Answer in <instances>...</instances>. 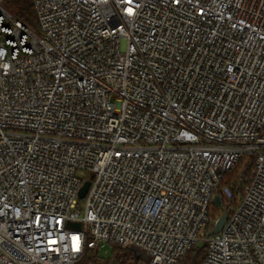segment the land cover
<instances>
[{"label": "built area", "instance_id": "2783aa9c", "mask_svg": "<svg viewBox=\"0 0 264 264\" xmlns=\"http://www.w3.org/2000/svg\"><path fill=\"white\" fill-rule=\"evenodd\" d=\"M9 1L0 264H264V0H32L40 32Z\"/></svg>", "mask_w": 264, "mask_h": 264}, {"label": "rangeland", "instance_id": "374dc122", "mask_svg": "<svg viewBox=\"0 0 264 264\" xmlns=\"http://www.w3.org/2000/svg\"><path fill=\"white\" fill-rule=\"evenodd\" d=\"M36 30L39 31L38 23L36 24ZM250 171V168L246 166L245 163H240L238 167L233 171L234 174V180L236 181L241 176L242 173ZM215 211H221V208L218 206H214ZM200 247H203V244L200 245ZM121 249H115V253L113 254V248L112 247H106L105 249H102L100 253L98 254V257L91 259L90 261L83 260L79 264H94V261H97V264H147V259L143 253L136 250V249H129L128 251H122L123 253V261H118L116 259V254L118 252H121ZM207 251L205 250L202 254H198V261L200 264H202L206 258ZM96 255V254H94ZM196 255V252L188 253L187 257H185L180 264H194V256Z\"/></svg>", "mask_w": 264, "mask_h": 264}, {"label": "trees", "instance_id": "16d2710c", "mask_svg": "<svg viewBox=\"0 0 264 264\" xmlns=\"http://www.w3.org/2000/svg\"><path fill=\"white\" fill-rule=\"evenodd\" d=\"M7 8L19 19H21L25 24H27L29 27L33 28L34 30H36V24L38 23L37 18H36V12L34 9V5H33V1L32 0H11L7 3ZM37 31V30H36ZM242 163H245L246 166L248 167V161H242ZM249 172V171H248ZM234 180V174L233 173H227L225 175L224 181L222 183V185L225 184H229ZM113 248V254L115 253V249H121L120 247L117 246H111ZM128 251L129 249H122V251ZM207 251V246L206 244H203V247L196 246L194 248H192L188 253H192V252H196V255L194 256V264H200L198 261V254H202L204 251ZM118 252L116 254V259L118 261H123V252ZM123 253V254H122ZM187 253V254H188ZM96 254V255H94ZM98 257V253L93 252V251H88L87 254L85 255V257L83 259H81L80 261H78L77 264H79L81 261L85 260L86 261H90L91 259ZM187 257V255H185L180 261V262ZM94 264H97V261H94ZM125 264V263H123Z\"/></svg>", "mask_w": 264, "mask_h": 264}, {"label": "water", "instance_id": "95a60500", "mask_svg": "<svg viewBox=\"0 0 264 264\" xmlns=\"http://www.w3.org/2000/svg\"><path fill=\"white\" fill-rule=\"evenodd\" d=\"M89 187H90V182L89 181L85 182L84 185L82 186L81 190H80V193H79L80 199H84L85 198V196H86V194H87V192L89 190ZM216 202L219 205V198L216 199ZM227 219H228V214L225 212L218 219L214 229L208 235L209 236H214V235L220 233V231L222 230V228H223L224 224L226 223Z\"/></svg>", "mask_w": 264, "mask_h": 264}, {"label": "flooded vegetation", "instance_id": "af4514ba", "mask_svg": "<svg viewBox=\"0 0 264 264\" xmlns=\"http://www.w3.org/2000/svg\"><path fill=\"white\" fill-rule=\"evenodd\" d=\"M142 255H144V254H142ZM145 256V255H144ZM146 257V256H145ZM147 259V258H146ZM147 264H148V260H147Z\"/></svg>", "mask_w": 264, "mask_h": 264}]
</instances>
